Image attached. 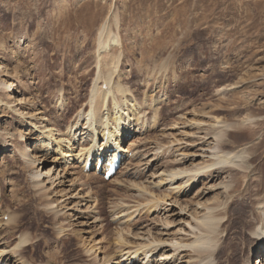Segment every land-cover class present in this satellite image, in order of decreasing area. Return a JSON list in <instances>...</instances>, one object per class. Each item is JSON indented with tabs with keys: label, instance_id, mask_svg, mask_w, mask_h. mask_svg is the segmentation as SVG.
Listing matches in <instances>:
<instances>
[{
	"label": "rangeland",
	"instance_id": "1",
	"mask_svg": "<svg viewBox=\"0 0 264 264\" xmlns=\"http://www.w3.org/2000/svg\"><path fill=\"white\" fill-rule=\"evenodd\" d=\"M104 26L120 34L124 55L116 75H121L125 95L138 108L133 109L135 116L130 110L132 124L121 135L123 149H132L123 174L109 181L84 172L79 157L95 142H104V132L97 139V130H91L85 116L99 71L98 38ZM217 49L221 58L225 56L215 61ZM37 52L44 56L38 63L41 75L28 69L36 66ZM0 67L8 72L0 79L13 81L17 88L12 96L0 92V136L11 145L0 152V250L10 253L20 235L29 234L32 243L21 257L31 263L102 264L111 259L107 264H127L130 252H122L148 245L151 233L160 235L162 242L151 253L150 264H161L171 253L169 260L180 256L185 264L194 253L174 249L199 233L195 217L206 209L200 203L215 206L224 193L220 186L211 188L218 180L202 174L193 184L182 183L183 176L174 184L165 180L152 189L150 184L171 169L207 160L208 154H201L203 135L197 131L213 126L216 116L239 121L233 101L252 97L261 82L264 89V0H0ZM214 74L224 80V88L232 84L240 92L226 90L222 96L214 86L207 98L212 96L218 106L201 108L197 82ZM98 85L103 86V80ZM112 101L108 111L99 113L111 117ZM98 120L93 123L97 128ZM224 140L234 144L239 139ZM31 146L39 159L35 167L22 155ZM33 169L46 174L40 183L32 178ZM49 169L50 174L45 173ZM137 183L149 185L165 201H150L149 194L134 196ZM50 201L52 205H46ZM9 215L16 222H8ZM220 232L221 246L225 232ZM119 234L123 241H118ZM257 251L251 263L259 257L258 264H264V248ZM214 255L216 263H228L217 250ZM8 259H0V264H9Z\"/></svg>",
	"mask_w": 264,
	"mask_h": 264
},
{
	"label": "bare ground",
	"instance_id": "2",
	"mask_svg": "<svg viewBox=\"0 0 264 264\" xmlns=\"http://www.w3.org/2000/svg\"><path fill=\"white\" fill-rule=\"evenodd\" d=\"M10 29L12 28H9V30ZM98 44H99L98 46L99 48L97 52H99L98 53L99 60L97 64L99 66L98 68L99 71L97 73V77L95 79L92 89V96L90 99L91 108L89 109L90 111L86 113L87 115L85 114V116L87 117V120H89L90 122L88 126H91L90 127L91 130L92 131L97 130L98 132L97 139L99 138V134H103L104 132V142L107 141L111 143L114 140L116 142L118 141L115 144L119 145V149L122 150L121 148L122 144L120 143L122 137L121 135L124 132L126 133V131L128 130L127 129L128 126H130L133 121L130 114V110L132 109V113L135 116V110L138 109L136 108L137 103L134 102L132 103L131 101L133 99L132 98H131L132 100L128 99V97L125 95L127 88L122 86L121 84V79H120L121 75L119 76L116 75L118 73L117 71L119 69L120 63L123 60L122 57L124 55L123 53L124 44L120 38V34L118 33V31H113L110 28L105 29V26L104 28H101V31L99 33ZM220 47L221 45H219V48ZM114 48L115 50L112 51V49ZM220 50L221 49H217L216 52L214 53V55L217 56V58L214 59L215 61L221 58L222 53H220L221 52ZM107 52L110 53L107 54ZM103 54H107L108 58H106L105 57L106 55ZM35 57H36L35 62L37 63L36 66L28 69L30 71L35 72L37 75H41L42 68L38 65V63H39V58H42L44 56L41 55L40 52H37L35 53ZM24 64L25 62L23 63L22 68L25 67ZM228 68L232 69L231 66H228ZM230 69L229 71H231ZM22 72L24 76L25 71L22 70ZM14 73L17 74L15 71ZM0 74H2V76H6L8 74V72H6L5 67H0ZM100 80H103L104 82L103 86L98 85V82ZM223 81L224 80L221 79L219 75L214 74V75H210L205 79H201L197 82L196 96H197V101L201 102L200 103V105H202L200 106L201 108L206 107L207 104H211V105L214 104L213 107L216 105V102L214 103L212 96L207 98V96L210 94L208 92L212 91L211 89L214 86L215 87L219 86L216 92L217 94L220 95L225 94L226 90L233 91L232 94L240 92L236 90L237 87L232 84L229 85L228 89L224 88L222 83ZM260 85L261 88L255 90L253 92L252 97H246V100L244 98L242 100H238L237 102L233 101V103H235L234 105L235 107H233V109H236V111L239 113V121H235L237 119L233 120V122L224 121V120L222 121L215 120L218 118L216 116V118L213 120L214 121L213 126L210 127L202 126L199 129V131H197L198 133L201 134V136L203 135L202 137L199 136L200 137L199 140L202 141L201 154L207 153L208 154V155L206 154L207 160H203L200 164L197 163V165L196 164L194 165L191 162V166L189 165L183 167L181 166L182 168H176V169L173 167L174 169H171L169 172L168 171L166 172L167 173L166 176H162L159 178L158 181L150 184L151 189L152 186L157 187L159 186L158 184H161L165 180H170V183L172 184L180 176H183L181 179H179L182 180L181 181L182 183H187L190 181V183L193 184L195 182V179L202 174L201 176H206V178L212 177L213 181L218 180V182L211 185V188L220 186L222 190L221 192L224 193L225 200L223 199L220 203H218L215 206L208 207L209 205L207 204L202 205L203 203H200L202 207L206 206L205 207L206 209L200 211L199 215L195 217L197 223L195 224L194 228L198 229L199 233L198 234L196 233V238L193 239L191 242L180 244L177 248L174 249V251L177 252L179 251V249L184 248L183 250H187L186 248H190L191 249L190 251L194 253L192 256L189 257V260L185 259L186 260L184 261L185 264L187 263L188 264H220L218 262L216 263L215 261L214 253L216 250L217 252H219L221 257L226 256L227 258L226 261L228 262L227 264H252L251 260L253 257L254 250L255 251L258 250L257 254H259L261 249L264 248V100H262V97H264V89L262 90V82L260 83ZM15 86L16 85L14 84L13 81L10 82V80L0 79V92L4 94L5 92H9L8 96H12L14 90L16 92L17 88H15ZM221 86H223V88ZM118 92H120L121 95L117 94ZM2 95L3 94H0V102L4 101L2 99ZM111 98L113 99L112 101L113 109H114L113 115H111L110 117L109 112H108L109 113L108 116H106L102 112L100 114L99 112L102 109L107 111L109 110ZM19 100L22 102L21 98H19L18 101ZM213 109L215 110V107ZM83 115H84V111H83ZM97 116H99L98 121H100L101 123L100 124L101 127L99 128H97V126H94L93 124L94 122L96 123ZM140 118H141L140 116L136 117V120L140 121ZM110 122H112L111 124L114 125L113 127L114 130L110 128L111 126ZM201 122H203V120ZM245 123H250V124L246 126ZM7 128L8 127L4 128L5 131ZM120 130H124V131H122L119 134L117 131ZM7 134L13 135L8 131ZM19 134L21 137L24 136V133L22 131L19 132ZM225 137L237 138L239 139L237 142L240 141L241 145L239 147H235L233 145L237 142H234V144L225 142L224 140ZM17 139L19 140V138ZM94 140L95 138L94 136H92L91 142H93ZM16 143L18 144V142ZM207 143H209V145L206 146ZM59 144L61 143L58 142V147L61 146V145L59 146ZM10 146L11 145L9 144V142L5 138L2 139V136H0V152L9 151ZM97 147L98 144L95 142L87 153L88 154L91 153ZM206 147H208V150L203 151L205 150ZM28 150H29L28 153L22 152V155L25 157V159L28 160V163L34 165L35 167L39 159L36 156V154L33 152L34 148L32 146L31 148L29 147ZM83 150L84 149H82V152ZM113 153H116V150ZM202 156H203L202 159H205V155ZM183 160L185 163L186 158L184 157ZM50 171L51 169H49V171L45 170V173H49ZM42 174H44V172L42 173L40 169L37 170L33 169L32 178L38 179L40 183V177L42 176ZM44 175L46 176V174ZM183 179L186 180L183 181ZM135 188L138 190L137 192L138 194L134 196L144 197V195L149 194L153 196V197L149 196L152 200H150L147 197L148 200L150 201H155V203H157L156 201H165L164 196L158 197L159 196L158 194H156L158 196H155L154 195L155 193L152 190H150L149 185L145 186L143 183L141 184L137 183L135 185ZM52 203L53 201H50V203L46 205H52ZM59 204H62V202H60ZM25 205H27V203ZM28 205L29 207H31L29 202ZM78 210H76L77 212L76 214L82 215ZM58 214L59 211L54 212V216ZM117 215L118 214L114 215L113 220L115 219L117 220L118 218ZM167 217L164 225L168 227L171 224V221H169ZM92 218L98 220L97 219L98 217L96 216ZM13 220H14L13 216L11 215L8 216V220H7L8 222H11ZM14 222H16V220H14ZM20 224H22V222H18V225ZM220 231H222L223 233L225 232L222 242L223 244L221 243L222 244L221 246L219 244L220 241L217 236L218 233H221ZM149 236L152 239V242H150L148 245H143L132 251L122 252L121 254L122 256H124L125 253L130 252L126 257V260H128L127 264H129L130 263L129 261L132 260L133 258L134 261L139 260L138 262L140 264H146L151 261L150 255L151 253H154L156 252V250H158V248L161 245L162 239L158 238L160 236V235L158 236V234L151 235L150 233ZM120 240H122L121 234H119L118 237V241ZM31 243H32V239L30 238L29 234L20 235L18 243L12 248L10 253L8 252L6 253V251L0 250L1 251L0 259L4 260L7 256H9L8 259L9 264H10L9 260H12L13 258L15 260L11 264H35L34 262L31 263V261L29 262L25 259L23 260V258L21 257V252L23 251V249L29 246ZM140 248L141 249L145 248V249L142 252H140L141 250ZM179 255L180 254H178V256ZM204 255L207 256L204 257ZM171 256L172 253L170 255H167L166 257L167 260H164V262H161V264H183V262H181L179 259L180 256L176 260H169L168 258ZM258 258L256 260V264H258ZM110 260L111 259L105 260L102 264H107ZM175 261L176 263H174ZM119 263H121V261H119ZM262 263L260 260L259 264Z\"/></svg>",
	"mask_w": 264,
	"mask_h": 264
}]
</instances>
